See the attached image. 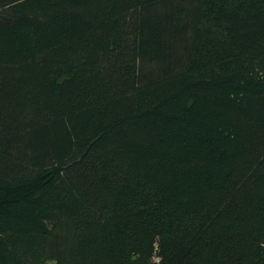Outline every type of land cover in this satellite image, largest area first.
<instances>
[{"label":"trees","instance_id":"obj_1","mask_svg":"<svg viewBox=\"0 0 264 264\" xmlns=\"http://www.w3.org/2000/svg\"><path fill=\"white\" fill-rule=\"evenodd\" d=\"M264 264V0H0V264Z\"/></svg>","mask_w":264,"mask_h":264},{"label":"rangeland","instance_id":"obj_2","mask_svg":"<svg viewBox=\"0 0 264 264\" xmlns=\"http://www.w3.org/2000/svg\"><path fill=\"white\" fill-rule=\"evenodd\" d=\"M159 239L156 238L154 243H153V249H152V253H151V257H150V262L153 264H156L160 261V256L159 254L161 253V247L159 244Z\"/></svg>","mask_w":264,"mask_h":264}]
</instances>
